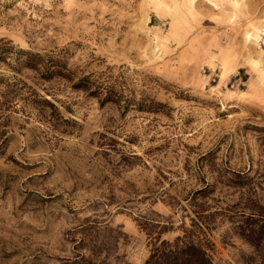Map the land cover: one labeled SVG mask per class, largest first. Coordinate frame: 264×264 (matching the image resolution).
Returning a JSON list of instances; mask_svg holds the SVG:
<instances>
[{"label":"rangeland","instance_id":"obj_1","mask_svg":"<svg viewBox=\"0 0 264 264\" xmlns=\"http://www.w3.org/2000/svg\"><path fill=\"white\" fill-rule=\"evenodd\" d=\"M174 245L264 264V0H0V264Z\"/></svg>","mask_w":264,"mask_h":264},{"label":"trees","instance_id":"obj_2","mask_svg":"<svg viewBox=\"0 0 264 264\" xmlns=\"http://www.w3.org/2000/svg\"><path fill=\"white\" fill-rule=\"evenodd\" d=\"M170 245V244H168ZM171 246V245H170ZM145 264H212L204 250L194 245L169 247L161 249L156 247Z\"/></svg>","mask_w":264,"mask_h":264}]
</instances>
